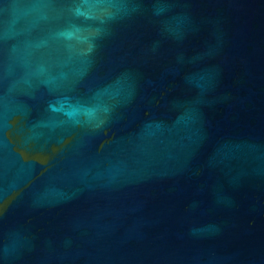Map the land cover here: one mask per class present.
I'll return each instance as SVG.
<instances>
[{
  "label": "water",
  "instance_id": "95a60500",
  "mask_svg": "<svg viewBox=\"0 0 264 264\" xmlns=\"http://www.w3.org/2000/svg\"><path fill=\"white\" fill-rule=\"evenodd\" d=\"M0 264H264V0H0Z\"/></svg>",
  "mask_w": 264,
  "mask_h": 264
}]
</instances>
